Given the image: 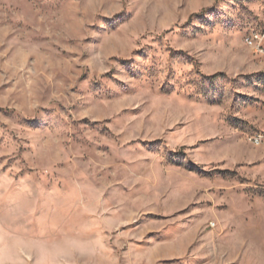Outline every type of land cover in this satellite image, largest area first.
Here are the masks:
<instances>
[{"label": "rangeland", "instance_id": "rangeland-1", "mask_svg": "<svg viewBox=\"0 0 264 264\" xmlns=\"http://www.w3.org/2000/svg\"><path fill=\"white\" fill-rule=\"evenodd\" d=\"M264 0H0V264H264Z\"/></svg>", "mask_w": 264, "mask_h": 264}, {"label": "built area", "instance_id": "built-area-1", "mask_svg": "<svg viewBox=\"0 0 264 264\" xmlns=\"http://www.w3.org/2000/svg\"><path fill=\"white\" fill-rule=\"evenodd\" d=\"M255 41V49L258 50V54L260 49H264V32H260L259 36H256ZM250 140H254L256 142H263V134H258L257 136H253Z\"/></svg>", "mask_w": 264, "mask_h": 264}, {"label": "bare ground", "instance_id": "bare-ground-1", "mask_svg": "<svg viewBox=\"0 0 264 264\" xmlns=\"http://www.w3.org/2000/svg\"><path fill=\"white\" fill-rule=\"evenodd\" d=\"M256 36H259V34H253L250 36V38L248 39V43L250 44V47L253 49V51L258 54V50L255 49V41H253L254 39H256ZM259 54L264 56V49H260ZM257 136V135H256ZM252 144L254 146H262L264 143L263 142H256L254 140H251Z\"/></svg>", "mask_w": 264, "mask_h": 264}]
</instances>
